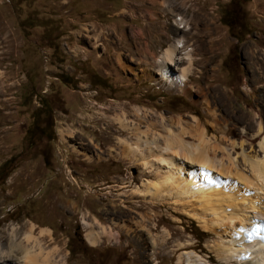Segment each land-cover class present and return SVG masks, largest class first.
<instances>
[{"label": "rangeland", "instance_id": "rangeland-1", "mask_svg": "<svg viewBox=\"0 0 264 264\" xmlns=\"http://www.w3.org/2000/svg\"><path fill=\"white\" fill-rule=\"evenodd\" d=\"M180 38L170 70L191 94L160 66ZM124 114L157 141L197 116L245 167L264 138V0H0V263L23 264L34 225L56 264H235L196 219L135 191L156 169L123 157Z\"/></svg>", "mask_w": 264, "mask_h": 264}, {"label": "bare ground", "instance_id": "bare-ground-1", "mask_svg": "<svg viewBox=\"0 0 264 264\" xmlns=\"http://www.w3.org/2000/svg\"><path fill=\"white\" fill-rule=\"evenodd\" d=\"M179 20L181 18L177 17L178 26L182 25ZM183 41L185 40L177 39L168 47L161 59L159 58L161 65H158L166 68L164 74L168 80H173L174 76L181 82L185 80L187 85L184 89L191 94L197 88L189 84L188 73L178 77L176 74L173 76L170 70V67L176 66L182 58L178 56L177 51L185 46ZM189 69L183 70L187 72ZM200 91L203 89L200 88ZM212 115L217 120L215 113ZM116 119L119 125L127 130L131 129L136 136L133 143L123 141V157L130 161L141 160L145 166L150 165L156 169H152L153 179L146 181L142 189L135 190L141 197L150 202H170L177 214L192 217L204 229L211 230L216 234L212 249L221 261L264 264V239L245 237L251 227L264 225V138L259 143L260 153H242L244 167L232 156L226 134L222 139L215 134H209L197 116L194 117L193 123L179 117L180 129H167L161 141L152 138L150 140L148 134L142 135L139 125L129 122L125 114ZM262 129L259 125L255 133L259 134ZM34 232L33 225L26 238L35 244L31 247L23 246V264H56L54 254L58 248L46 251L40 241L41 237L47 240L51 238V229L42 227L40 237L35 236ZM95 232L87 235L91 244L97 243L99 239ZM0 239L7 242L8 236L2 234ZM181 245L190 247V243L178 244L179 247ZM186 253L195 264L200 263L199 255L195 252ZM4 259L0 264H9L12 260L7 257ZM184 259L182 253L179 264H183Z\"/></svg>", "mask_w": 264, "mask_h": 264}, {"label": "crops", "instance_id": "crops-1", "mask_svg": "<svg viewBox=\"0 0 264 264\" xmlns=\"http://www.w3.org/2000/svg\"><path fill=\"white\" fill-rule=\"evenodd\" d=\"M148 20H149V19H148ZM144 27H145V28H144V31H145V34H146V35H150V34H152L151 30L147 28V27H150V25H149V26H144ZM173 27L176 29V26H175V25H173Z\"/></svg>", "mask_w": 264, "mask_h": 264}, {"label": "snow or ice", "instance_id": "snow-or-ice-1", "mask_svg": "<svg viewBox=\"0 0 264 264\" xmlns=\"http://www.w3.org/2000/svg\"><path fill=\"white\" fill-rule=\"evenodd\" d=\"M244 229H241V231H243Z\"/></svg>", "mask_w": 264, "mask_h": 264}, {"label": "trees", "instance_id": "trees-1", "mask_svg": "<svg viewBox=\"0 0 264 264\" xmlns=\"http://www.w3.org/2000/svg\"><path fill=\"white\" fill-rule=\"evenodd\" d=\"M1 171V170H0Z\"/></svg>", "mask_w": 264, "mask_h": 264}]
</instances>
